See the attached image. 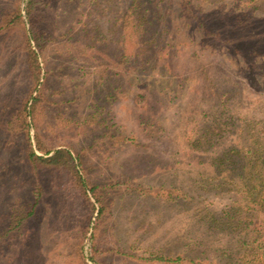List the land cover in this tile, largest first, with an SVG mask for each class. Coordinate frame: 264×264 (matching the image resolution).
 <instances>
[{
  "label": "rangeland",
  "instance_id": "374dc122",
  "mask_svg": "<svg viewBox=\"0 0 264 264\" xmlns=\"http://www.w3.org/2000/svg\"><path fill=\"white\" fill-rule=\"evenodd\" d=\"M132 1L0 0V264H165L151 258L165 254L241 264L238 232L214 220L233 193L213 185L212 164L234 146H264V90L235 74L225 42L200 33L177 0H136L150 21L142 52L156 58L144 71L119 65L134 47L123 19ZM191 1L232 36L243 12L264 29V0ZM26 7L42 34L45 95L27 126ZM35 127L45 146L79 154L102 205L65 169H31Z\"/></svg>",
  "mask_w": 264,
  "mask_h": 264
},
{
  "label": "trees",
  "instance_id": "16d2710c",
  "mask_svg": "<svg viewBox=\"0 0 264 264\" xmlns=\"http://www.w3.org/2000/svg\"><path fill=\"white\" fill-rule=\"evenodd\" d=\"M177 3L181 13L199 28L200 33L212 36L215 41L220 43L222 40L225 42V44L222 43L224 47H227L224 52L233 64L235 74L242 76L254 90L262 92L264 90V55L262 54L264 29H252L250 24L254 18L248 17L247 14L245 16V12L236 15V22L230 24L229 28L236 29L239 34L232 36L231 33L234 32L223 31L211 24V22L216 21L213 16L207 18V13H211L209 8L206 9L200 4H194L191 0H177ZM29 4H31V0H29ZM25 10L29 23V35L26 38L27 60L36 90L35 94L31 95L29 111L26 110L27 106L21 110L24 113V123L27 126L26 116L30 115L31 121L34 122V110L41 107L45 95L43 83H40L41 66L38 59V50L42 47V34L37 29L29 7H26ZM142 13L137 7L136 0H133L123 18L127 24H130L126 36L132 39L134 47L130 53L121 54L118 63L119 65L126 62L133 63L131 70L137 67L139 69L144 65L145 67L151 66L154 64L153 59L156 58H146L142 52L144 48L141 45L145 44V39H143L145 23L150 22L146 21L148 16L145 14V9ZM13 15L15 19L20 17L19 7L16 8ZM7 26L8 23L3 28ZM122 26L125 28L126 23ZM3 28L1 26L0 30ZM140 40L142 41L141 44ZM158 54H161L160 50H158ZM138 57L139 59H134ZM145 67L142 68L143 71ZM139 78L137 74L132 77V79ZM37 130L35 127L34 142L36 149L41 154L36 153L31 146L28 147L26 156L31 169H39L40 167L65 169L85 200H89L87 195V191H89L94 195L95 200L102 205L101 196L95 193L97 185H92L82 173V169L85 168L81 165L82 161L79 154H73L66 147L53 149V147L45 146L40 137V132ZM253 143V147H245L244 149L234 146L216 157L212 164V174L216 178L213 185L222 191L233 193L232 202L214 220L222 221L226 228L238 232L237 243L242 258L241 264H264V146L259 144L258 140H253ZM36 205L37 201L35 200L25 212L15 215L11 228H16L26 217L30 216ZM101 210L102 206L99 213ZM151 258L165 264H213L182 255L165 254ZM82 262V264H89L84 260Z\"/></svg>",
  "mask_w": 264,
  "mask_h": 264
}]
</instances>
